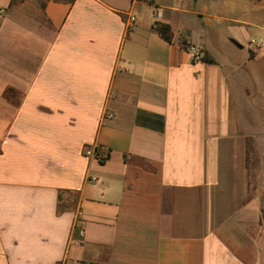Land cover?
<instances>
[{"label": "crops", "instance_id": "1", "mask_svg": "<svg viewBox=\"0 0 264 264\" xmlns=\"http://www.w3.org/2000/svg\"><path fill=\"white\" fill-rule=\"evenodd\" d=\"M258 162L264 0H0V264H264Z\"/></svg>", "mask_w": 264, "mask_h": 264}, {"label": "built area", "instance_id": "2", "mask_svg": "<svg viewBox=\"0 0 264 264\" xmlns=\"http://www.w3.org/2000/svg\"><path fill=\"white\" fill-rule=\"evenodd\" d=\"M131 20H134V17H131ZM259 41H257L258 43ZM186 50L189 53L191 59L193 61H200L203 60V55L199 47H197L194 44H187L186 45ZM84 154L87 156H94L96 159L99 161H104L108 157V153L102 151L101 146H95L93 147H88L85 146L84 148Z\"/></svg>", "mask_w": 264, "mask_h": 264}, {"label": "rangeland", "instance_id": "3", "mask_svg": "<svg viewBox=\"0 0 264 264\" xmlns=\"http://www.w3.org/2000/svg\"><path fill=\"white\" fill-rule=\"evenodd\" d=\"M257 166L259 172H261V170L264 168V163L262 162H258L257 164L255 163H250V174H249V179H250V187H254L255 184H260L263 186V188L261 189V193L259 195L260 197V203L262 206H264V175L260 174L256 175V173L254 172V166ZM256 168V167H255ZM257 182V183H256Z\"/></svg>", "mask_w": 264, "mask_h": 264}, {"label": "trees", "instance_id": "4", "mask_svg": "<svg viewBox=\"0 0 264 264\" xmlns=\"http://www.w3.org/2000/svg\"><path fill=\"white\" fill-rule=\"evenodd\" d=\"M156 29L158 32L162 35L163 38L166 40H170V28L167 24L165 23H156ZM204 59V56H203Z\"/></svg>", "mask_w": 264, "mask_h": 264}]
</instances>
